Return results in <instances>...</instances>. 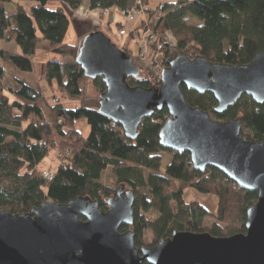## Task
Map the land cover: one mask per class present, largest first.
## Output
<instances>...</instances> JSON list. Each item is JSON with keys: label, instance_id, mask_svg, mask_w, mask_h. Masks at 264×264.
<instances>
[{"label": "trees", "instance_id": "16d2710c", "mask_svg": "<svg viewBox=\"0 0 264 264\" xmlns=\"http://www.w3.org/2000/svg\"><path fill=\"white\" fill-rule=\"evenodd\" d=\"M8 1L0 0V4ZM32 1L35 5L28 10L15 4L8 12L0 5V40L13 43L21 52L0 51V60L12 66L8 72L0 64V211L25 215L43 203L66 204L76 197L97 201L106 211L108 199L121 187L133 192L134 204L132 225L121 226L120 232L131 230L137 248L153 247L174 231L213 237L244 234L246 211L257 201V193L238 187L214 168L194 170L187 153L162 149L158 134L168 118L165 108L142 121L136 140L125 138L121 127L99 111L100 95L105 91L102 79L86 78L75 63L81 42L89 33L79 37L75 45L64 44L69 27L64 9L48 10L47 0ZM59 1L72 10L80 5V0ZM89 3L92 9L121 11L131 7L129 0ZM158 6L146 12L148 19L160 14L153 31L157 35L169 32L175 42L174 46L162 42L160 70L180 54L245 65L264 49V0H179L164 3L161 11ZM38 34L52 53L68 59L47 61L43 66V80L51 90L56 88L63 102L57 99L49 103L40 90L15 76V71H32L30 58L37 51ZM105 35L113 42L109 34ZM130 39L115 44L139 70L137 77L126 79L127 84L158 87L160 70L156 78L138 66ZM152 51L148 49L149 56ZM181 90L189 106L214 115L218 121L239 119L244 139L264 140V103L242 96L217 114L211 94H198L184 86ZM81 118L89 126L87 137L74 127ZM49 149L62 153L52 180L44 179L37 169ZM163 154L169 155L170 161L161 171ZM104 177L113 185L106 184ZM187 187L216 196V212L210 213L198 201H184ZM206 218L214 221L210 229L203 226ZM146 233L149 244L144 242Z\"/></svg>", "mask_w": 264, "mask_h": 264}, {"label": "water", "instance_id": "95a60500", "mask_svg": "<svg viewBox=\"0 0 264 264\" xmlns=\"http://www.w3.org/2000/svg\"><path fill=\"white\" fill-rule=\"evenodd\" d=\"M75 63L86 78L102 79L99 111L121 127L125 138L136 140L142 121L165 108L160 147L187 153L196 171L218 170L238 187L256 192L257 201L246 211L244 234L174 231L141 248L132 231H119L132 225L134 204L133 192L121 187L108 199L106 211L87 197L46 202L25 215L0 211V264H264V140L244 139L239 119L213 120L189 106L181 90L211 94L217 114L242 96L262 104L264 49L245 65L180 54L160 70L158 87H130L126 79L137 77V66L103 32L94 31L83 38Z\"/></svg>", "mask_w": 264, "mask_h": 264}, {"label": "rangeland", "instance_id": "374dc122", "mask_svg": "<svg viewBox=\"0 0 264 264\" xmlns=\"http://www.w3.org/2000/svg\"><path fill=\"white\" fill-rule=\"evenodd\" d=\"M153 1H156V0H153ZM177 1H179V0H172L170 3H175ZM57 2H58V4L61 5V2H59L58 0H57ZM2 4H4V3H2ZM34 5L35 4H33V6ZM60 5L59 6L53 5L49 1V2H47L46 7L48 10H55V9L59 8ZM28 9H30V8L26 7V10H28ZM139 15H143V13L139 14ZM139 15H137V16H139ZM144 21L147 22L148 18L145 17ZM142 27L145 28V29L142 28L143 35L145 36L144 40H143V45H141V47L138 49V51H135L134 54L132 52V54L136 58V60L138 62V66L140 68H143V67L140 66L141 64L139 61L146 58V60L148 61V66L145 69L150 71L153 75H155L156 78H158L157 76H158V71L160 70L161 54L159 52H156L152 46H149L146 43V32H145L147 29L146 23H144L142 25ZM113 33H114V36L117 37L118 31L115 27L113 28ZM37 36H38L37 51H36L35 55H33L30 58L31 65H32V71L31 72L15 71V76L18 79L23 80L26 84L34 87L37 90H40L44 94V97L48 100L49 103L50 102L56 103L58 101L57 99H59L60 101L63 102V99H62L61 95L59 94V92L56 90V88L54 87V90H51L48 87L47 83L43 80V66L47 61H67L68 59L62 58L59 55L52 53L51 50H48V47L46 45H43L40 34H38ZM161 36L162 35H159L160 40H161ZM63 43L68 44V45H75L77 43V40L75 38V32L73 31V27H71L68 30V32L64 38ZM113 43L120 45L119 43L114 42V41H113ZM10 46L14 48L13 50H10V51L17 53V54H21L20 50L13 43H11ZM149 48H153V51H152L150 56L148 55V49ZM1 49H6V50L9 49V47L6 45V42H4L2 40H0V50ZM0 64L3 65V68H5L6 71H8V72L10 70H12V66L9 65V63H7L5 61L2 62L0 60ZM209 116L211 119L216 120L214 115L209 114ZM44 117L49 122V124L51 125L52 121L49 119V117L45 111H44ZM74 127H75V129H77L82 134L83 137H87V135L89 134V126L86 122V119H84V118L76 120L74 122ZM61 155H62V153L58 154L57 150L49 149L47 155L37 164V169L39 171H46V172L53 173L60 164V159H58V158L61 157ZM162 156H163V159H162L161 171H163V169L166 167V165L170 161L169 155L163 154ZM106 174H108V173L106 172ZM106 174H105V176H106ZM104 182L106 184L113 185L112 180H110L108 177H104ZM183 200L186 202L191 201V200L198 201L212 214H214L216 212V209H217V198H216V196L201 194V193L195 191L194 189H192L191 187H187L186 189L183 190ZM213 223H214V221H212L209 218H206L203 222V226L207 229H210L211 226L213 225ZM144 242L146 244L150 243L148 233H146L144 235ZM146 247H148V246H146Z\"/></svg>", "mask_w": 264, "mask_h": 264}, {"label": "crops", "instance_id": "0c3cea01", "mask_svg": "<svg viewBox=\"0 0 264 264\" xmlns=\"http://www.w3.org/2000/svg\"><path fill=\"white\" fill-rule=\"evenodd\" d=\"M16 1V2H15ZM9 0L8 2L4 4H0L3 6L6 11L10 12L15 4H19L22 7L26 9L30 8L35 4L32 0ZM51 2L53 5L59 6L57 0H47V2ZM59 1V0H58ZM172 0H141L142 9H143V15H139L135 18L134 21H128L124 16H122L120 10L115 8L107 9V12L103 14L101 12V9L99 8H90L89 0H80V5L77 9L72 10L68 6L61 3L60 7L64 9L66 16L69 20V27L68 30L73 27V31L75 32V38L78 40L79 37L93 32V30L101 31L105 34H109L114 42L119 43L120 45L124 43L129 38L133 45V54L135 51H138V49L143 45L144 35L142 30V23L145 22V17L147 18L146 12L148 10H155L159 4H164L167 2H171ZM60 2V1H59ZM136 0H129V6L134 5ZM28 5V6H27ZM143 16V17H142ZM160 17L159 12H157L155 15L151 16V18L148 19L146 23L147 30H153L158 19ZM143 20V21H142ZM119 25V26H118ZM141 25V28H140ZM116 28L118 31L117 37L114 36L113 28ZM119 30H123L124 34L120 35ZM138 30V31H136ZM68 32V31H67ZM133 33V37H131V33ZM67 34V33H66ZM66 36V35H65ZM42 39V38H41ZM161 41L164 43H167L170 46L174 45V38L171 33L166 32L161 36ZM43 45H46L48 47V43L42 39ZM11 43H6V45L9 47L8 50H13L14 48L10 46ZM38 46V42H37ZM6 50V49H1ZM0 50V51H1ZM48 50L49 47H48ZM140 66L143 68H147L148 61L146 58L139 61ZM41 77V76H40Z\"/></svg>", "mask_w": 264, "mask_h": 264}, {"label": "built area", "instance_id": "2783aa9c", "mask_svg": "<svg viewBox=\"0 0 264 264\" xmlns=\"http://www.w3.org/2000/svg\"><path fill=\"white\" fill-rule=\"evenodd\" d=\"M12 1H15V0H12ZM140 1L141 0H136L134 5H132L129 8H126L124 10H121L122 16H124L128 21H134L137 15L143 13L142 6H141L142 2H140ZM162 8H163V4H160L158 6V10L161 11ZM99 9H101V8H99ZM101 12L103 14H105L107 12V9H101ZM145 32H146V43L149 46H152L156 52H160L163 48V43L159 39V35H157L153 30H149V29L148 30L146 29ZM119 33H120V35L124 34L123 30H119ZM41 175L44 179H47V180H52V178L54 176L53 173L46 172V171H42Z\"/></svg>", "mask_w": 264, "mask_h": 264}, {"label": "flooded vegetation", "instance_id": "af4514ba", "mask_svg": "<svg viewBox=\"0 0 264 264\" xmlns=\"http://www.w3.org/2000/svg\"><path fill=\"white\" fill-rule=\"evenodd\" d=\"M84 221V220H83ZM123 226H125V225H123ZM127 227H130V226H127ZM127 230H129V229H126V230H124V231H121V232H125V231H127ZM119 231H120V229H119ZM131 231V230H130Z\"/></svg>", "mask_w": 264, "mask_h": 264}]
</instances>
